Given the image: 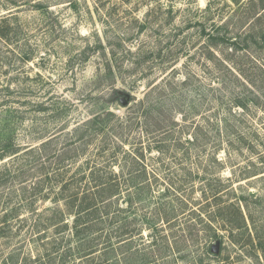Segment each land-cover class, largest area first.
<instances>
[{
  "label": "rangeland",
  "instance_id": "374dc122",
  "mask_svg": "<svg viewBox=\"0 0 264 264\" xmlns=\"http://www.w3.org/2000/svg\"><path fill=\"white\" fill-rule=\"evenodd\" d=\"M0 31V215L18 232L0 264L45 253L30 235L68 212L70 178L118 190L95 223L106 257L65 216L77 264H264V0H0Z\"/></svg>",
  "mask_w": 264,
  "mask_h": 264
},
{
  "label": "trees",
  "instance_id": "16d2710c",
  "mask_svg": "<svg viewBox=\"0 0 264 264\" xmlns=\"http://www.w3.org/2000/svg\"><path fill=\"white\" fill-rule=\"evenodd\" d=\"M11 2L14 3V0H11ZM40 6L41 4H35L34 7L39 8ZM2 21H5V19H2ZM203 34L209 39L208 41L210 46H216L217 41H226L232 46L237 45L236 41L230 38L227 39L225 37H215L212 34H205V32H203ZM0 36H4L2 31H0ZM101 117L96 118L93 122H100L98 120H101ZM93 122L90 121L84 126H90L94 124ZM114 187L116 186H114L111 181H100L94 178L85 182L83 185L81 180L75 181L74 178H70L64 182V185L60 189L59 193L61 197L60 199L65 201L64 205L67 207L68 212L62 213L59 210L52 211L50 217L46 218L48 224L45 226V228L42 231H39L37 230V226H33L32 233L34 234L35 238H32V233L30 235L29 240L34 243L45 238V253L38 254L40 252L37 251V256L35 255L34 258L26 257L22 255L23 246L20 245L19 248L8 252L9 257L5 259L4 264H9L10 261L13 264H17V258L20 256L23 257L22 260L24 264H77L76 256L79 255V249H77L78 247L74 248L77 249V254H75V250L73 248L65 247L62 244L64 241L65 232L69 231L68 224L64 223L65 216L70 214L73 216V222L70 229L71 234H69L67 237L70 236V238H74L80 247L85 245L89 239L92 241L103 240L104 248L102 250L103 252H101V256L106 257L108 251L112 248V238L107 233L108 231L105 232L102 228H98V224L95 223L99 220L98 215L100 209L109 210L111 208V198L118 194L117 187ZM14 215L15 213L13 211L0 215V238H7L8 235L13 234L14 236L18 234L17 231H12L13 229L10 226V223L14 219ZM51 227H53V230L49 231ZM233 231H239V220L236 224L231 225L230 232L232 233ZM114 233V237H117L115 239L122 243H126L130 239L131 232H128L123 228L116 230ZM40 246H43V244ZM89 252L90 253L88 254L86 253L80 256V264H94V259H90L89 255L96 253V251L90 250ZM99 264H110V262L108 258H105Z\"/></svg>",
  "mask_w": 264,
  "mask_h": 264
},
{
  "label": "water",
  "instance_id": "95a60500",
  "mask_svg": "<svg viewBox=\"0 0 264 264\" xmlns=\"http://www.w3.org/2000/svg\"><path fill=\"white\" fill-rule=\"evenodd\" d=\"M122 104L125 105V101L124 100H122ZM217 248H218V244H216L214 247H212V250H215V252H216Z\"/></svg>",
  "mask_w": 264,
  "mask_h": 264
}]
</instances>
